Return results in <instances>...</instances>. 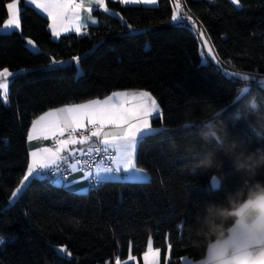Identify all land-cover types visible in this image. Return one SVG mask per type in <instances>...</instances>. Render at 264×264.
<instances>
[{
    "label": "trees",
    "instance_id": "1",
    "mask_svg": "<svg viewBox=\"0 0 264 264\" xmlns=\"http://www.w3.org/2000/svg\"><path fill=\"white\" fill-rule=\"evenodd\" d=\"M182 1L181 17L192 18L184 19L186 27L171 20L174 0L152 7L108 2L116 15L95 12L96 27L53 40L47 20L19 0V31L0 34V70L22 72L10 82L7 106L0 97V237L6 241L0 245V264H116L117 258L120 264H141L150 237L162 262L169 245L170 264L205 256L206 247L192 243L195 218L207 204L223 202L227 191H235L242 174L217 152L225 179L212 188L215 169L197 168L185 151L189 143L199 150V129H185L182 122L186 113L200 117L215 106L223 110L218 122L234 137L264 149V137L256 136L264 127L233 119L250 99L264 104V0H239V8L228 0ZM9 2L0 0V27ZM200 31L216 62L202 61ZM29 40L36 51L29 49ZM53 61L66 65L50 68ZM123 90L148 91L162 111L150 122L166 131L137 147L135 162L148 182L108 181L74 193L39 179L10 201L27 171L33 119ZM256 179L264 180V173ZM61 247L70 256L56 251ZM130 252L134 261L128 260Z\"/></svg>",
    "mask_w": 264,
    "mask_h": 264
},
{
    "label": "snow or ice",
    "instance_id": "2",
    "mask_svg": "<svg viewBox=\"0 0 264 264\" xmlns=\"http://www.w3.org/2000/svg\"><path fill=\"white\" fill-rule=\"evenodd\" d=\"M28 3L51 19L49 28L53 37H59L62 33L69 31L81 34L88 22L96 23L91 16L93 6H96L97 10L103 8L104 11H108L105 0H28ZM121 3L156 5L157 0H121ZM233 3H239V0H233ZM18 5L19 0H11L7 3L8 30L0 29V34H11L12 30L20 28ZM184 19L192 20L190 16L181 17V7L177 3L171 20L176 22V26L186 27ZM28 44L31 45L32 41L29 40ZM145 47L150 48V45L146 44ZM208 51L211 53V48ZM201 55L203 56V53ZM212 58L215 59L214 56ZM72 59L78 62L80 58ZM62 63L64 62L53 61L49 67ZM19 75L21 73H12L7 68L0 70V95L6 106L8 78ZM82 75V69L77 63V76ZM247 78V76L244 77V79ZM242 94L241 92L240 95ZM158 113H161L160 105L148 91H116L103 100L93 99L86 103H73L44 112L32 120L31 128L27 132V140L31 143L41 138H51L53 144L51 147H41L39 150L30 151L31 160L27 164V171L20 181V186L11 193L12 198L22 193V190L27 187L26 182L43 179L52 173H60L54 182L63 184L65 187L79 183L65 181L61 173V167L65 165L66 171H83L81 179L88 180L90 185L93 182L103 183L110 180L148 182L150 177L144 170L137 167L135 158L139 143L150 135L166 131L164 127H152L151 118ZM4 143L7 144L8 141L5 139ZM77 145L81 147H75ZM84 145L87 147H83ZM93 153H103L108 166H97L94 171H84L83 167H78L81 165V161L75 159L78 154L92 156ZM70 158L73 159L72 163H68ZM83 164L88 165V162L84 161ZM88 167L91 169V165ZM213 181L216 182L214 177ZM80 190L83 191V189ZM5 242L4 238L0 237V245ZM57 251L70 256L64 247ZM170 251L171 245H169ZM135 259L130 252L128 260ZM143 261L144 264H160V249L154 248L151 237L147 240ZM116 264H120L118 258ZM124 264H128V261H124ZM165 264H168L167 260Z\"/></svg>",
    "mask_w": 264,
    "mask_h": 264
},
{
    "label": "clouds",
    "instance_id": "3",
    "mask_svg": "<svg viewBox=\"0 0 264 264\" xmlns=\"http://www.w3.org/2000/svg\"><path fill=\"white\" fill-rule=\"evenodd\" d=\"M222 114V109L209 106L200 117L186 113L182 122L185 129H199V150L189 143L185 151L196 159L197 168L215 169L214 187L218 188L225 179L217 152L226 155L233 169L242 174L241 184L235 191H227L223 202L207 204L196 216L192 243L206 247V255L198 264H264V180L256 179L264 173V149H253L251 140L234 137L226 125L218 122ZM233 119L248 123L254 120L264 127V104L250 99ZM256 136L264 137V133L257 132ZM241 235L243 241L238 243ZM252 245H260L259 250L250 252Z\"/></svg>",
    "mask_w": 264,
    "mask_h": 264
},
{
    "label": "crops",
    "instance_id": "4",
    "mask_svg": "<svg viewBox=\"0 0 264 264\" xmlns=\"http://www.w3.org/2000/svg\"><path fill=\"white\" fill-rule=\"evenodd\" d=\"M159 0H157V3H158ZM207 1H212V0H207ZM233 6H235L236 8H239L240 5L239 3H233V0H228ZM108 2H113V3H118L120 5H123V6H146V7H152V6H155V5H146V4H143V3H140V4H124V3H121V0H105V3H106V7L108 9V11H104L103 8H100L97 10L96 6H93V11L91 12V16L93 17V19L96 21V23H91V22H88L87 26L85 28L82 29L81 31V34H77L76 32L74 31H69V32H66V33H62L59 37H53L52 36V33H51V29L49 28V25L52 23L51 19L47 17V14L45 13H42L41 10L39 9H36L34 5H31L30 3H28V0H24V3L27 4L28 6L34 8L40 15H42L46 20H47V23H48V31L49 33L51 34V37L53 40H58L61 36L63 35H68V34H76V35H79V36H82L86 33L87 29L89 27H96L98 24H99V21H98V18L96 17L95 15V12H102V13H106V14H109V13H113V11H111L108 6H107V3ZM174 3L175 5L177 3H179L180 7H181V11L183 10V1L182 0H174ZM157 5V4H156ZM19 6V5H18ZM9 19V15H8V18L7 20L5 21V23L0 27V29H5V30H8L7 29V21ZM19 30V29H18ZM123 91H141V90H123ZM113 93V92H112ZM112 93L108 94L107 96H105L104 98L100 99V100H103L105 99L106 97H108L109 95H111ZM90 101V100H89ZM88 102V101H86ZM86 102H83V103H86ZM79 104V103H78ZM67 106V105H66ZM56 109V108H55ZM161 109V108H160ZM51 110H54V109H51ZM49 111V110H48ZM162 112V111H161ZM43 114V113H42ZM41 114V115H42ZM161 115V113H158V114H154V117H159ZM40 116V115H39ZM38 116V117H39ZM37 117V118H38ZM151 118V119H152ZM31 128V125L29 127V130ZM28 130V131H29ZM51 141L52 139H38V140H34L32 141L31 143L26 142V147H27V158H28V163L30 162L31 160V157H30V151L32 150H39L41 147H50V144H51ZM77 147V146H75ZM95 170V169H94ZM83 176V173H79L78 171H75V172H71V174L68 176V178L65 180V181H78L79 183L77 184H74V185H71L69 187H65L63 184H60L61 186H63L65 189H67L68 191H71V192H74V193H86L92 186L89 184V181L88 180H82L81 177ZM110 181H129V182H139V181H130V180H110ZM108 182V181H106ZM80 189H83V191H81ZM243 241V236H239L238 237V243L242 242ZM259 247L260 245H252L250 246L249 248V251L252 252V253H255L259 250ZM144 254V253H143ZM143 254L141 256V264H144V261H143ZM206 255V254H205ZM168 261V264H170V258H169V248L164 256V260L163 262L161 261V253H160V264H165V261ZM200 261V260H198ZM198 261H194V260H191L189 258H181L177 264H198Z\"/></svg>",
    "mask_w": 264,
    "mask_h": 264
},
{
    "label": "built area",
    "instance_id": "5",
    "mask_svg": "<svg viewBox=\"0 0 264 264\" xmlns=\"http://www.w3.org/2000/svg\"><path fill=\"white\" fill-rule=\"evenodd\" d=\"M93 140H95V138H93ZM52 144H53V141H51L50 147L52 146ZM77 147H81V146L77 145ZM83 147L86 148L87 145H84ZM75 159L81 161V165L78 167H83L84 171H88V170L94 171V169L97 166H108V161L106 159H104L103 153H101V154L93 153L92 156H88V155L81 156L78 154L75 157ZM84 161H87L88 165H91V169H89L88 165L83 164ZM72 162H73V159L70 158L68 163H72ZM71 172L72 171H66V165L61 167V173H63L65 180L68 178V176L71 174ZM78 172L83 173V171H78ZM59 175H60V173H52L50 176H45L43 179L48 180L52 183H55L54 180L56 178H58ZM100 185H101V183H95V182H93L91 184V186L94 188L99 187Z\"/></svg>",
    "mask_w": 264,
    "mask_h": 264
},
{
    "label": "rangeland",
    "instance_id": "6",
    "mask_svg": "<svg viewBox=\"0 0 264 264\" xmlns=\"http://www.w3.org/2000/svg\"><path fill=\"white\" fill-rule=\"evenodd\" d=\"M13 31H19L18 29H15V30H12L11 32H13ZM198 38H199V41H200V56H201V58H202V61L203 62H205L206 60H209V61H212V62H216V57H215V55L213 54V52H212V49H211V53H209V48H211V46H210V44H209V42H208V40H207V38H206V36L203 34V32H199L198 33ZM28 45V47H29V49H31L32 51H36V47L33 45V44H27ZM201 53H203V56L201 55ZM215 57V59H213L212 57ZM64 65H66V63H62V64H59V65H55V66H64ZM12 73H22V72H12ZM12 78L13 77H9L8 78V80H9V84H8V94H9V85H10V82H11V80H12ZM245 90H242V92H244ZM0 97H1V100H2V95H0ZM2 102H3V100H2ZM4 103V102H3ZM5 104V103H4ZM9 104V102H8V97H7V105ZM26 184H28V182H26ZM54 184H56V185H60V184H58V183H54ZM216 184V182H214L213 181V178L211 179V181H210V185H211V187L212 188H215L214 187V185ZM20 186V184L18 185V187ZM19 195V194H18ZM18 197V196H17ZM16 197V198H17ZM16 198H12V196H11V199H10V201L11 202H14L15 200H16ZM57 249H59V248H56V251H57ZM58 252V251H57ZM59 253V252H58Z\"/></svg>",
    "mask_w": 264,
    "mask_h": 264
}]
</instances>
